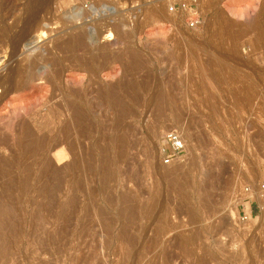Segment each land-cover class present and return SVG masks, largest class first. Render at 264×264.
Segmentation results:
<instances>
[{"label":"rangeland","instance_id":"1","mask_svg":"<svg viewBox=\"0 0 264 264\" xmlns=\"http://www.w3.org/2000/svg\"><path fill=\"white\" fill-rule=\"evenodd\" d=\"M0 84V264H264V0H0Z\"/></svg>","mask_w":264,"mask_h":264},{"label":"built area","instance_id":"2","mask_svg":"<svg viewBox=\"0 0 264 264\" xmlns=\"http://www.w3.org/2000/svg\"><path fill=\"white\" fill-rule=\"evenodd\" d=\"M168 149L166 153L167 159H176L184 151V142L177 131H171L167 136ZM260 188L264 190V182Z\"/></svg>","mask_w":264,"mask_h":264},{"label":"bare ground","instance_id":"3","mask_svg":"<svg viewBox=\"0 0 264 264\" xmlns=\"http://www.w3.org/2000/svg\"><path fill=\"white\" fill-rule=\"evenodd\" d=\"M58 1H59V0H58ZM59 7H60V6H59ZM64 7H65V6H64ZM54 11H55V10H54ZM53 14H54V13H53ZM108 37H110V35H109ZM75 38H76V37H75ZM77 38H78V37H77ZM79 38H80V37H79ZM81 38H82V37H81ZM73 41H74V40H73ZM73 41H72V39H71V43H72ZM77 41H78V43L81 42L80 39H77ZM75 42H76V40H75ZM82 42H83V41H82ZM82 42H81V43H82ZM71 43H70V44H71ZM76 43H77V42H76ZM78 43H77V44H78ZM70 44H69V41H68V44H67V45L69 46ZM77 44H75V45H77ZM72 45H74V43H73ZM72 45H70V46H72ZM70 46H69V47H70ZM79 46H80V45H79ZM69 47H68V48H69ZM72 47H73V46H72ZM72 47H71L70 49H72ZM76 47H77V46H76ZM76 47H75V48H76ZM68 48H67V49H68ZM75 48H73V49H75ZM73 49H72V50H73ZM85 52H86V51H85ZM74 53H75V52H74ZM87 67H88V66H87ZM90 68H91V67H90ZM97 72H98V71H97ZM90 73H91V72H90ZM1 83H3V82H1ZM0 85H2V84H0ZM4 85H5V84H4ZM11 88H12V85H11L10 89H11ZM17 88H18V87H17ZM14 90H15V89H14ZM5 91H6V90H5ZM8 91H9V88H8ZM12 91H13V89H12ZM10 92H11V90H10ZM6 93H7V92H6ZM98 93H99V92H98ZM101 93H102V92H101ZM78 95H79V94H78ZM101 96H102V95H101ZM82 97H83V96H82ZM76 102H77V101H76ZM76 104H77V103H75V105H76ZM75 105H74V106H75ZM79 105H81V104H79ZM79 105H78V107H79ZM82 105H83V104H82ZM14 106H15V105H14ZM72 106H73V105H72ZM78 107H77V108H78ZM11 108H12V107H11ZM79 108H81V107H79ZM82 108H83V107H82ZM75 109H76V107H75ZM77 111H78V109H77ZM77 111H76V112H77ZM81 111H82V110H81ZM83 111H84V109H83ZM78 112H80V110H79ZM78 112H77V114H78ZM79 115H80V113H79ZM79 115H78V116H79ZM76 116H77V115H76ZM81 117H82V116H81ZM81 119H82V118H81ZM78 121H80V120L78 119ZM21 125H22V124H21ZM24 126H25V125H24ZM22 130H23V129H22ZM28 131H29V130H27V132L25 131V134H26V133L29 134ZM22 134H24V133H22ZM27 134H26V136H27ZM30 134H31V132H30ZM24 136H25V135H24ZM28 136L31 137V136H33V134L28 135ZM29 137H27V138H29ZM31 138H33V137H31ZM31 138H30V139H31ZM30 139H28V141H29L30 143H31V142L34 143V141H33L32 139H31V140H32V141H31ZM25 140H26V139H25ZM25 142H26V141H25ZM29 142H28V143H29ZM31 145H32V144H31ZM59 154H60V152H59ZM59 158H60V156H59ZM0 167H1V166H0ZM1 168H2V167H1ZM1 168H0V169H1ZM3 168H4V167H3ZM5 168H6V167H5ZM6 169H7V168H6ZM6 169H5V170H6ZM5 170H4V171H5ZM0 171L3 173L2 170H0ZM2 173H1V176L3 177V175H4V174H7L8 172L3 173V175H2ZM7 175H8V174H7ZM4 176H5V175H4ZM5 177H6V176H5ZM260 185H261V184H260ZM260 185H259L258 190H259V192H260L261 194L264 195V190H262V189L260 188ZM4 191H5V190H4ZM256 194H257V193L254 194V191H253L252 189H248V190L245 191V195H246L247 197H253V198H255ZM254 195H255V196H254ZM1 201H2V200H1ZM0 204H1V203H0ZM1 206H2V205H1ZM3 209H4V208H2V209L0 208V214L2 213V210H3ZM5 210H6V209H5Z\"/></svg>","mask_w":264,"mask_h":264}]
</instances>
